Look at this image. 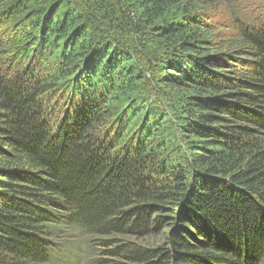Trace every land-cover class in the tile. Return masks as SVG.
I'll return each instance as SVG.
<instances>
[{
	"label": "trees",
	"instance_id": "16d2710c",
	"mask_svg": "<svg viewBox=\"0 0 264 264\" xmlns=\"http://www.w3.org/2000/svg\"><path fill=\"white\" fill-rule=\"evenodd\" d=\"M224 2L0 0V264H264V22L218 42Z\"/></svg>",
	"mask_w": 264,
	"mask_h": 264
},
{
	"label": "rangeland",
	"instance_id": "374dc122",
	"mask_svg": "<svg viewBox=\"0 0 264 264\" xmlns=\"http://www.w3.org/2000/svg\"><path fill=\"white\" fill-rule=\"evenodd\" d=\"M263 4V0H226L219 8V13H217V21L221 26L216 36L219 35L222 38L218 42L225 43L230 37H238L241 24H250L251 26V24L263 23ZM99 253L100 251L97 250L96 255H99Z\"/></svg>",
	"mask_w": 264,
	"mask_h": 264
}]
</instances>
